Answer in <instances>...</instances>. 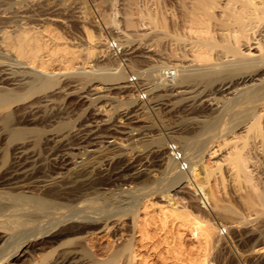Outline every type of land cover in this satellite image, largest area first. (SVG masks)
<instances>
[{
	"label": "bare ground",
	"instance_id": "bare-ground-1",
	"mask_svg": "<svg viewBox=\"0 0 264 264\" xmlns=\"http://www.w3.org/2000/svg\"><path fill=\"white\" fill-rule=\"evenodd\" d=\"M71 1L73 2V0ZM14 2L13 0H0V6L2 4L11 7ZM149 3L150 5L147 3L146 7H142L141 10L135 11L130 8L126 25L127 29H134L139 25L143 28L144 25H148L154 30L155 54L158 55L159 60L152 67L142 69L143 71L141 69H139L140 71L134 70V66H128V70L130 69L136 79L142 78L145 83L150 84L149 91L145 92L148 93L147 95L150 92L154 93L153 97H149L150 99L146 102L147 105L142 103L141 107L144 110L154 101L158 114L164 109L163 106L167 110L170 98L177 94L181 96L180 100L175 103L176 109L167 110V112L171 117H175L178 113L184 114L183 128L192 136L184 139L182 148L177 146L174 141L166 142L167 147H170L168 151L171 153L167 161H160L163 168L158 173L157 183H145L137 188L129 186L130 189L127 187L129 190L125 188L121 191L120 189L118 190L120 192L113 196L102 194L99 197L85 198L81 207L58 208L51 212L42 204L32 205V197L25 194L0 192V255L7 262L11 261L14 264H114L123 260L124 264H151L152 261L149 262L146 258L140 257L142 253L140 250L148 247L152 252H155V257L162 264H213L216 257L210 259V254L221 248L220 242L234 226L237 229L243 227L250 234V241L263 242L264 46L262 38H264V0H149ZM135 14L138 19H135ZM108 21L112 24L109 18ZM0 23L2 24L1 20ZM14 29L16 30H4V33L2 31L3 35L0 32V46L5 48V52L9 53L7 55L10 57V53L14 54L15 62H17L15 66L20 64L23 68V71H19L21 67L18 66L20 69L16 68L15 70L27 75V77H21L23 84L20 89L25 95L21 97V101L25 100L27 95L44 92L58 83L56 80L58 74L53 72V67L57 63L61 65L60 71H69L70 74L76 76V80L82 88L92 80L109 85V83L124 82L130 79L125 68L120 65V61V64L112 71H107L110 69L107 68L108 66L107 70L103 68H98L100 69L98 70L95 67L97 69H94L95 72L88 73L79 71L81 70L80 66L75 69L76 65L78 66L76 61L81 53L86 52L87 58L95 54L96 46L93 43L97 41V37L87 27L86 34L90 46L87 48L86 45V51H81L80 55L79 50H71L70 46L67 47L62 44L63 42L57 43L60 40L63 41L64 38L62 39L59 33L49 31L47 27L40 28L43 32L38 28L27 27V24L18 28L15 26ZM129 35L132 37L131 34ZM147 36L151 37V34ZM258 37L261 38L258 39ZM126 38L128 40L129 37ZM88 41L86 42L88 43ZM133 43L134 41L130 44ZM253 49H258V52L254 53ZM112 53L109 56H112ZM2 57L0 56L1 59H5ZM10 57L8 58L10 59ZM141 60L143 61V59ZM2 61L4 62V60ZM123 62L125 63V61ZM144 64L146 65V63ZM171 83L172 86H170ZM144 86L147 85L142 84V88ZM142 91L141 93H143ZM218 95L220 97H217ZM5 103L6 99L0 96V106ZM133 103L132 99L131 104ZM146 112L148 111L146 110ZM146 112L144 118L150 120L151 116ZM15 116L13 111H8L1 119L2 129L6 132L10 143L19 142L18 149L21 150L32 148L35 152L40 151L41 143L44 144L42 142L44 135L40 133L31 135L33 132L28 128H16ZM139 118L144 120L143 117ZM132 120L134 121V119ZM135 121L137 120L135 119ZM143 126L145 125L143 124ZM148 126L150 127V125ZM64 128L66 126L63 124L57 131ZM144 135L146 136V132ZM132 136L130 135V137ZM145 136H143L144 140L147 137ZM138 138L135 143L146 150L148 148V145L144 144L146 140L142 141L141 138L140 140ZM54 139L56 141V138ZM31 152L28 153V159L35 158L34 153ZM7 154V151L0 154L3 162L7 161ZM26 154L24 151L20 152L18 161L14 162L7 172L0 175V186H8L11 190H22L26 187L30 173L29 163L26 162L27 160H22ZM207 158L212 161V166L206 162ZM58 167V164L47 162L43 170H58ZM81 168L74 174L75 176L88 169L87 165ZM215 172L220 175L217 178L223 185L227 184H225L227 177L235 184L238 199L244 204L242 211H240L242 204L236 207L238 201L233 204L234 207L239 208V211L228 207L229 205L227 206L226 203L227 207L222 206L223 215L220 216V213V217L211 219L209 216L210 219H208L203 217V214L200 215L201 213L195 214V211H192L184 203L176 205V200L174 201L171 196L172 190L189 184L188 186H195L192 189H196L195 192L202 195L201 203L196 200L200 205L202 204L201 208H205L204 210L213 208L212 205V207L209 205V201H214L217 194L214 195L211 192L213 187L210 191L209 187L207 191L205 182H208ZM201 175L204 176L201 178ZM107 178L108 176L100 177L93 180V183H104L108 181ZM232 182L229 184L233 185ZM186 189L188 190V188ZM221 189L224 192V188ZM182 192L184 191L182 190ZM217 193L219 194L220 191ZM190 194L192 193L190 192ZM184 198L186 200V197ZM193 199L191 201H194ZM178 202L182 201L179 199ZM231 202L233 201L231 200ZM195 203L191 202L194 206ZM216 206L218 207L215 204L214 207L217 208ZM215 208L213 209L216 211L213 212H219V209ZM196 209V212H199V208ZM206 212L209 211H205V214ZM215 213L213 215L216 216L218 213ZM52 216L55 217L52 218ZM123 220L127 225L123 226L124 229L120 226ZM220 220H228L231 223L225 222V224L223 221L221 223ZM122 229L131 234L130 236L127 234L129 238L124 239V242L121 240L126 234L123 235ZM243 229L241 228V230ZM241 232H239L240 236H242ZM100 233H106L111 238L113 237L111 241L114 239L115 243L120 241L118 245L110 242L114 247H112L111 253L105 255L104 259H97L91 253V249L89 250L87 247L86 242L89 236ZM235 234L237 235V233ZM226 236L228 237V235ZM231 237L233 236L231 235ZM246 240H244L245 243ZM230 241L229 243H231ZM240 241L237 242L240 243ZM245 243L242 246H246ZM189 244L190 246H188ZM248 244L250 246L249 242ZM100 247L98 246V248ZM256 248L254 252H256ZM258 251L264 252V245H261ZM217 255L219 254L217 253ZM80 258L86 259V262L80 263ZM249 260L253 259L249 258Z\"/></svg>",
	"mask_w": 264,
	"mask_h": 264
},
{
	"label": "rangeland",
	"instance_id": "rangeland-1",
	"mask_svg": "<svg viewBox=\"0 0 264 264\" xmlns=\"http://www.w3.org/2000/svg\"><path fill=\"white\" fill-rule=\"evenodd\" d=\"M13 1L15 2L12 3L11 7L2 4L0 6V20L2 21V24L0 23V32L2 35L4 33V30L6 31L9 29L8 31H15L16 30L14 29L15 26L16 28H18L19 26H26V24L27 27H32L36 29L38 28L40 31L47 27L49 31L59 33L62 39L64 38L63 41L60 40V42L57 43L60 44L63 42L62 44L66 45L67 47L70 46L69 49L75 51L79 50L78 52L80 55L81 51L83 52L86 51V47H85L86 45L87 48L90 46V42L88 41L86 34V27H87V29L92 31L93 34L97 37V41L93 43V45L96 46L95 54L94 56H92L93 58L90 57L91 58L90 59L87 58L86 52H84L85 54L81 53L80 57L76 61V64H78V66L76 65L75 69L80 66L79 69L81 70L79 71L81 72L87 71V73L93 72L94 69L96 68L97 69L103 68L106 70L107 68H110L107 71H112L121 63L120 65H122L123 68H125L127 74L130 76L129 77L130 79L125 80L124 82L122 81L112 84L109 83V85L104 83L101 84L102 82L100 81L98 82L97 80L96 81L92 80V82L90 81L82 88L76 80L77 77L74 76L73 74H70L69 71H66L67 73L62 69H61L62 71H60L61 65L57 63L53 67L54 68L53 72L58 74V76L56 77L58 83L44 92L40 91L27 95L26 99L21 101V97L25 96L24 92L21 91L20 89L21 85L23 84L22 78L25 75L22 74L21 72H18L21 66L20 64H17V66H15L17 62H15V58L13 56L14 54L10 53L11 54L10 57L9 55H7L9 53L5 52V48L3 46H0V56L1 57L3 56L2 58H5L9 61L8 62L6 60L7 61L6 62L5 59L0 58L1 59L0 60V68H1L0 96L6 99L5 105L0 106V154L6 151L8 152L7 161L3 162L2 157H0V175L7 172L10 166L14 162L18 161L17 158L20 157V152L22 151L27 153L22 157V160H27L26 162H28L30 165L29 167L30 173L27 179L28 184L26 185V187H24L22 190H11L10 187L8 186H0V192H3L5 194L7 193L25 194L28 197H32L33 200V202L31 203L32 205L42 204L44 207L49 208L51 212H54L58 208L71 209L78 206L81 207L82 206L81 204L85 198L99 197L102 194L113 196L116 195L118 190L120 189L121 191L123 189L125 190V188L126 190H129L130 187L132 186H134L132 188H137L143 186V184L145 183H153V182L157 183L159 180L158 173L162 171L163 168L161 165L162 163L160 161L162 162L167 161L171 153V151H168L170 150V147H167L166 142L174 141L175 143H177V146H180L182 148L184 146L183 145L184 139L191 137L192 135L187 131H185V129L183 128L184 114L178 113L175 115V117H171V115L168 114L167 112V110L172 111L174 110V108L176 109L177 106H175V103L178 100H180L179 98L181 96L177 94L176 96L170 98L169 103L167 104V110L163 106L162 108L164 109H162L161 112L159 111L158 114L155 110L156 103L154 101H152V103L147 106V109L144 110L141 107L142 103L146 104V102L150 99L149 97L152 98L153 97L152 95L154 93L150 92V94L147 95L148 93L145 92L149 91L151 87L150 84L145 83L142 78H138L140 82L137 81L138 79L134 77L130 69L128 70V66H132V67L134 66L133 67L134 70L141 69V71H143L142 69H148L149 67H152V65H155L159 60L158 55L155 54L156 45L153 38L154 30L151 29L148 25L143 26V24H142L143 28H141V26L139 25L134 29L133 28L127 29V25H126V19L130 12V8H132L135 11L141 10L142 7L144 8L146 7L147 3L150 5L149 0L147 1L136 0V2H134L135 0L134 1L133 0H126V1L125 0H92V1L85 0V2L84 0H73V2L71 0H13ZM7 7L8 10H6ZM127 10H129L128 13ZM136 16L137 15L135 14L134 16L135 19H138ZM107 17L110 19V22H112V24L109 23ZM124 24L126 28L124 27ZM134 32L137 35H135ZM128 34H131L132 37H130V35L128 36ZM149 34H151V37L147 36ZM126 37H129L128 40ZM259 38L261 37H258V39ZM86 41H88V43ZM133 41L134 43L130 44ZM262 45L264 46V38H262ZM254 47L256 48V46ZM253 52L257 53L258 49H253ZM1 53H3L4 55ZM111 53L112 56H109L111 55ZM129 55L131 56V58ZM8 57H10V59ZM132 57L134 58V60ZM152 57L155 59H153ZM138 59L140 60L137 61ZM141 59H143V61ZM2 60H4V62ZM111 60L113 61V63ZM106 61L108 62L106 63ZM123 61H125V63ZM128 62L130 63V65ZM144 63H146V65ZM143 66H145L146 68ZM16 68L18 70H15ZM21 70L23 71L22 67L19 71ZM128 71L131 72L133 76L130 75L131 73L129 74ZM25 77H27V75ZM142 84L147 86H144L142 88ZM170 86H172V83L170 84ZM139 87H141L140 90ZM141 89L142 90L146 89V90L142 91ZM141 91L145 94V97H143L144 94L141 93ZM137 97L140 98L138 99ZM217 97H220V95H218ZM132 99L134 102L133 104H131ZM146 110L148 112H146ZM8 111H13L16 115L15 116L16 122H14L16 128H28L33 132V134L31 135L37 133L44 135L43 136L44 141L42 140L44 144L41 143L40 151L35 152L34 149L32 148H29L27 150H23V149L21 150L18 149L19 142L10 143L6 132H4L2 129V124H1V119L3 115H5V113ZM145 112L151 116L150 120L144 118ZM164 113L166 114V116ZM124 115L127 117H125ZM160 115L162 116L161 118ZM139 117H143L144 120H140ZM131 119H134V121L136 119L137 120L135 121L136 123L133 120L132 122ZM142 123L145 126H143ZM63 124L66 126V128H64L61 131H57L58 128ZM148 125H150V127ZM146 126L148 127L146 128ZM64 131L66 133H63ZM142 131L144 133L146 132L147 137L144 135ZM133 134L134 136H132ZM141 134L143 135L141 136ZM130 135L132 137H130ZM136 136L137 138L140 136L142 141L144 140L143 136L146 137L145 139L146 141L144 140L145 141L144 144L148 145V148L146 150H143L141 145L135 143V141H137L136 140L137 138L135 139ZM54 138H56V141ZM140 138H138V140H140ZM30 152L34 153L35 158L28 159V153ZM33 160H35V162H32ZM47 162L58 164V166L61 167L60 168L58 167V170H46V169L43 170ZM206 162L210 166L213 165L211 164L212 161L209 160V158H207ZM85 164L87 165L88 169L82 174L75 176L74 174L79 169H82L81 167L86 166ZM107 176H108L107 178L108 181L97 184H94L95 182L93 183V180L98 179L100 177L106 178ZM203 176L204 175H201V178ZM212 176L213 177H211L208 182L205 181L204 182L206 183L205 186L207 187V191L209 187H210L209 191L213 187L211 192H213L214 195L217 194L215 196L216 199L214 200L217 202L214 203L213 200H210L209 205L210 206L212 205L213 208H215L214 207L215 204L218 205V207L216 206L217 208H215V209H219L218 210L219 212H216L218 214L213 212L216 210L211 208L212 206L210 207L211 208L210 210L208 209L204 210L205 208L204 209L201 208L202 204L200 205V203L203 197L202 195L200 196L198 192H195L196 189L194 188L192 189V187L195 186L190 185L191 186L190 188V186H188L189 184L188 185L185 184L181 188H175L176 190L175 189L172 190L171 196H173L174 201L176 200L175 201L176 205L178 204L183 205L184 203L192 211L194 210L195 214L201 213L200 215L203 214L202 216L203 217L205 216V218L208 219H210V217L211 219L212 218L214 219L215 217H220L221 215H223L222 206L227 207L229 205L228 207H231L233 209L235 208L236 210L238 209L239 211V208L236 207L242 204L240 206V211H242L244 209L243 208L244 204L243 202H241V200L238 199L237 193L235 191L236 190L235 184L230 180V178L227 177L230 181L227 178L225 179L227 180L225 181V184L226 183L231 184L232 182L234 186L229 184L227 187V184L223 185V183L220 182L221 180L217 178L218 176L220 177L218 172H215V174ZM210 182L211 185H209ZM219 182L220 184H218ZM127 187H129V189ZM217 187H219L220 189H218ZM182 188H184L185 190ZM186 188H188V190ZM221 188H224V192L222 191ZM182 190L184 192H182ZM189 191L193 195L190 194ZM217 191L218 192L220 191V193L218 194ZM222 193L225 194L223 195ZM180 195H184V196H180ZM184 197H186V200ZM217 197L220 199H218ZM234 197H236L237 199ZM179 199L182 202H178ZM192 199L197 204L194 201H191ZM230 199L233 202H231ZM196 200L200 203H198ZM225 200L228 202H226ZM236 201H238L239 204ZM191 202L195 203V206L194 204H191ZM210 202L212 203L210 204ZM235 202L237 203L236 207H234ZM226 203L227 206L225 205ZM219 204L221 205L219 206ZM196 208L203 210L200 211L198 209L199 212H196L197 211ZM205 211H209V212H206L205 214ZM213 213H215L216 216L213 215ZM53 217L55 216H52V218ZM125 221L127 220L125 219ZM125 221L123 220L121 222L122 224H120V226H122L123 229H124L123 226H127L125 225L126 224ZM220 221L221 223L222 221L223 223L225 222L231 223L228 220H220ZM234 227L230 228L231 231H228V233L230 234L228 233L226 234L228 235L229 238H232L230 240L233 241H230L229 238L225 235V237L223 238V241L224 239L225 241L224 242L221 241L220 243L222 245L221 244L219 245L221 246V248L218 247L220 248L219 250L213 251V253L210 254L209 258L211 259L216 257L214 258L215 259L214 261L215 262L217 261L216 262L217 264H245V263L264 264V252L258 251V248L261 245H264V240L263 242L260 241L258 243H255V241L252 240L250 241L251 238L250 234H248V232H246V230L243 229V227H241L243 230H241V228L237 229L236 227L235 228ZM123 229H122V233L123 235L126 234V236L124 235L126 238L123 236L121 240L122 242L125 241L124 239L127 240L131 235L130 233L125 232ZM239 232H241L242 236H240ZM234 233H237V235L240 236V238L237 239L238 236L236 234L234 235ZM231 235L237 241L241 240L240 243L242 244L238 243L233 237H231ZM94 236L92 235L89 236L86 239V242H87V247L89 248V250L91 249V253L97 259H104L107 256V253L108 254L111 253L112 247L120 243V241L119 242L116 241L115 243L114 239L111 241L113 237L111 238L106 233H100L99 235L95 234ZM243 236L246 237L247 240L246 238H241ZM243 239L246 240V243ZM228 240L231 243H229ZM110 242L114 243V245L112 246V243ZM248 242L250 243V246ZM253 242L255 243V245ZM233 243L234 245L235 244L237 245L231 248V246H234ZM244 243L247 247L242 246L244 245ZM251 243L253 248H251L252 247ZM238 244H240L239 246L241 247H239ZM98 246L101 247L98 248ZM188 246H190V244ZM255 248H256V252H254ZM144 249L140 250V253L142 252L140 254V257H142V259L146 258L147 261L148 260L149 262L152 261L151 264H162V262L160 263V260L155 257L156 256L155 252H152V250H150L148 247ZM223 249L226 251H224ZM217 253L219 255H217ZM254 253H259L256 254L259 256H256ZM214 254L216 255L213 256ZM248 257L252 258L253 260H249L250 261L249 262ZM80 259H81L80 263L86 262V259L84 258H80ZM219 261L220 263H218ZM0 264H14V262L11 261L7 262L4 258H2V255H0ZM114 264H124V263L123 260H121L118 263H114Z\"/></svg>",
	"mask_w": 264,
	"mask_h": 264
}]
</instances>
